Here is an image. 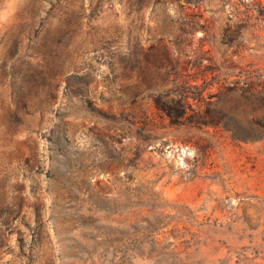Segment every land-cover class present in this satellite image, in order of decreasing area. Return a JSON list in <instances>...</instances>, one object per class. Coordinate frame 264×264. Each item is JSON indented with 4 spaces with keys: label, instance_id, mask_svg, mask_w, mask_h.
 Wrapping results in <instances>:
<instances>
[{
    "label": "rangeland",
    "instance_id": "1",
    "mask_svg": "<svg viewBox=\"0 0 264 264\" xmlns=\"http://www.w3.org/2000/svg\"><path fill=\"white\" fill-rule=\"evenodd\" d=\"M0 264H264V0H0Z\"/></svg>",
    "mask_w": 264,
    "mask_h": 264
},
{
    "label": "trees",
    "instance_id": "2",
    "mask_svg": "<svg viewBox=\"0 0 264 264\" xmlns=\"http://www.w3.org/2000/svg\"><path fill=\"white\" fill-rule=\"evenodd\" d=\"M167 115L170 117V118H173V117H179L180 114H178L177 111L175 112H166Z\"/></svg>",
    "mask_w": 264,
    "mask_h": 264
}]
</instances>
